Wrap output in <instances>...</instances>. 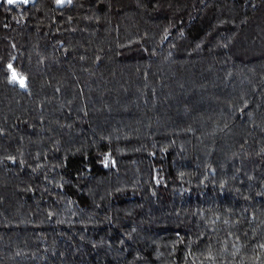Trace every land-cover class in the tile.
<instances>
[{
    "label": "trees",
    "instance_id": "16d2710c",
    "mask_svg": "<svg viewBox=\"0 0 264 264\" xmlns=\"http://www.w3.org/2000/svg\"><path fill=\"white\" fill-rule=\"evenodd\" d=\"M0 264H264V0H0Z\"/></svg>",
    "mask_w": 264,
    "mask_h": 264
},
{
    "label": "snow or ice",
    "instance_id": "6c2138e0",
    "mask_svg": "<svg viewBox=\"0 0 264 264\" xmlns=\"http://www.w3.org/2000/svg\"><path fill=\"white\" fill-rule=\"evenodd\" d=\"M15 0H8V3H14ZM25 2H27V0H25ZM11 68V66H9ZM17 74L13 71V79H17ZM20 82L23 84V79L20 80Z\"/></svg>",
    "mask_w": 264,
    "mask_h": 264
}]
</instances>
